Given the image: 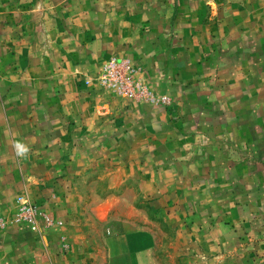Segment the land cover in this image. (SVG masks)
Here are the masks:
<instances>
[{
	"label": "rangeland",
	"instance_id": "1",
	"mask_svg": "<svg viewBox=\"0 0 264 264\" xmlns=\"http://www.w3.org/2000/svg\"><path fill=\"white\" fill-rule=\"evenodd\" d=\"M0 130V264H264V0H0Z\"/></svg>",
	"mask_w": 264,
	"mask_h": 264
},
{
	"label": "crops",
	"instance_id": "2",
	"mask_svg": "<svg viewBox=\"0 0 264 264\" xmlns=\"http://www.w3.org/2000/svg\"><path fill=\"white\" fill-rule=\"evenodd\" d=\"M243 2V0H241ZM1 136L3 131L0 130ZM101 219L106 212L100 213ZM104 234L116 230L114 236H105L107 248L106 264H158L154 257L156 240L154 235L128 219L105 220Z\"/></svg>",
	"mask_w": 264,
	"mask_h": 264
},
{
	"label": "built area",
	"instance_id": "3",
	"mask_svg": "<svg viewBox=\"0 0 264 264\" xmlns=\"http://www.w3.org/2000/svg\"><path fill=\"white\" fill-rule=\"evenodd\" d=\"M112 66L116 67V64H113ZM113 73L115 75H117L118 72L113 71ZM118 87H119L120 90L122 89L121 86H118ZM20 216H22L27 222L32 223V224L34 223L33 225L36 224L35 223V211H34L32 205H30L29 203H25L22 206L21 211H20ZM33 229H36V225L33 227Z\"/></svg>",
	"mask_w": 264,
	"mask_h": 264
},
{
	"label": "clouds",
	"instance_id": "4",
	"mask_svg": "<svg viewBox=\"0 0 264 264\" xmlns=\"http://www.w3.org/2000/svg\"><path fill=\"white\" fill-rule=\"evenodd\" d=\"M16 150H17V154L18 155H24L28 151V149L22 144H17L16 145Z\"/></svg>",
	"mask_w": 264,
	"mask_h": 264
}]
</instances>
